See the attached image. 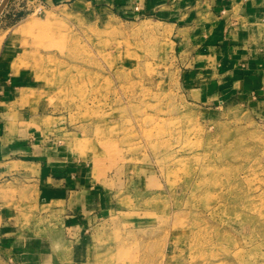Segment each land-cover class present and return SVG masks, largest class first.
Returning a JSON list of instances; mask_svg holds the SVG:
<instances>
[{
    "label": "rangeland",
    "instance_id": "obj_1",
    "mask_svg": "<svg viewBox=\"0 0 264 264\" xmlns=\"http://www.w3.org/2000/svg\"><path fill=\"white\" fill-rule=\"evenodd\" d=\"M9 2L0 39L36 22L21 28L19 63L32 121L79 172L68 203L15 184V227L45 246L29 256L0 245V264H70L78 241L84 260L102 253L91 264H264V85L225 104L194 102L155 19H25L20 0ZM259 35L264 69V23ZM85 199L89 214L71 212Z\"/></svg>",
    "mask_w": 264,
    "mask_h": 264
},
{
    "label": "crops",
    "instance_id": "obj_2",
    "mask_svg": "<svg viewBox=\"0 0 264 264\" xmlns=\"http://www.w3.org/2000/svg\"><path fill=\"white\" fill-rule=\"evenodd\" d=\"M19 3L26 11L25 19L35 12L46 14L54 10H59L61 16L80 19L89 16L97 21L112 17L155 19L170 30L180 83L194 102L225 104L234 101L235 95L257 92L264 85V69L259 67L255 47V41H262L259 34L264 23V0H20ZM26 24L5 28L0 39V245L13 246V252L24 251L23 254L32 256L38 251L36 244L44 247L45 243L31 234H20L15 227L17 197L12 191L15 184L32 185L45 203L53 200L68 203L73 197L67 189L69 173L78 174L79 167L69 165L63 155L54 153L43 131L32 121L36 102L31 105V90L22 85L19 64L24 41L21 28ZM28 26L33 28L36 22ZM91 205L85 199L79 211H71L73 204L68 208L78 216L89 214ZM78 242L76 257L70 264H91L92 258L95 263L101 261L102 253L91 254L84 260L85 246Z\"/></svg>",
    "mask_w": 264,
    "mask_h": 264
},
{
    "label": "water",
    "instance_id": "obj_3",
    "mask_svg": "<svg viewBox=\"0 0 264 264\" xmlns=\"http://www.w3.org/2000/svg\"><path fill=\"white\" fill-rule=\"evenodd\" d=\"M9 2V0H3L0 4V14L2 13V11L4 10L5 6L7 5V3Z\"/></svg>",
    "mask_w": 264,
    "mask_h": 264
},
{
    "label": "bare ground",
    "instance_id": "obj_4",
    "mask_svg": "<svg viewBox=\"0 0 264 264\" xmlns=\"http://www.w3.org/2000/svg\"><path fill=\"white\" fill-rule=\"evenodd\" d=\"M3 0H1V2H2ZM1 2H0V4H1Z\"/></svg>",
    "mask_w": 264,
    "mask_h": 264
},
{
    "label": "built area",
    "instance_id": "obj_5",
    "mask_svg": "<svg viewBox=\"0 0 264 264\" xmlns=\"http://www.w3.org/2000/svg\"><path fill=\"white\" fill-rule=\"evenodd\" d=\"M137 10V8H135Z\"/></svg>",
    "mask_w": 264,
    "mask_h": 264
}]
</instances>
